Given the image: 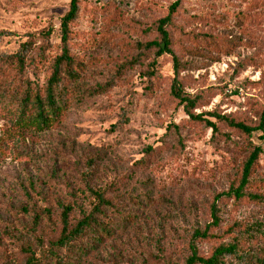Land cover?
<instances>
[{
	"label": "rangeland",
	"instance_id": "1",
	"mask_svg": "<svg viewBox=\"0 0 264 264\" xmlns=\"http://www.w3.org/2000/svg\"><path fill=\"white\" fill-rule=\"evenodd\" d=\"M79 2L69 48L82 71L68 86L74 94L64 120L45 131L25 129L0 101V264H22L28 244L56 238L62 205L73 207V225L93 209L96 199L82 180L90 164L92 186L111 202L101 222L112 233L70 264H187L193 230L212 223L214 198L238 187L259 144L210 114L259 123L264 0H183L166 26L171 49L187 66L179 80L198 98L195 113L218 126L215 135L190 121L172 97V57L158 58L156 48H148L160 41L159 22L176 0ZM70 3L0 0V33H12L0 35V54L15 53L32 36L36 67L26 77L40 86L61 54L60 23ZM39 47L46 52L42 61ZM5 86L9 93L16 87ZM262 148L245 193L264 198V143ZM217 206L221 222L210 231L215 238L197 242L199 255L208 258L234 239L260 254L264 237L243 240L242 234L264 226V201L231 197ZM35 215L41 218L37 226Z\"/></svg>",
	"mask_w": 264,
	"mask_h": 264
},
{
	"label": "trees",
	"instance_id": "2",
	"mask_svg": "<svg viewBox=\"0 0 264 264\" xmlns=\"http://www.w3.org/2000/svg\"><path fill=\"white\" fill-rule=\"evenodd\" d=\"M80 0H71L69 11L61 19L60 35L62 49L61 54L55 58L51 66V74L44 86L32 82L26 74L30 69L36 67L34 48L36 42L32 36L20 45L13 54H0V101L5 103L16 116V123L22 128L32 129L33 131H45L59 125L65 118L71 97L74 92L69 90L70 85H74L80 78L82 65L76 60L69 48V41L72 38L71 25L77 19L80 12ZM183 0H176L170 7L168 16L159 22L158 31L160 34L159 42L148 44V48H156V57L169 55L173 60L174 80L171 86V95L184 113L194 123L205 124L212 130V133L218 134V126L204 117L203 114L195 113L198 98L187 93L179 80L181 67H187L181 64L179 58L171 49V38L166 26L171 22L175 12ZM52 31L44 34V40L47 43ZM2 36L12 35L10 32H1ZM45 48L39 47L36 57L42 61L45 54ZM45 61V58H44ZM25 78V79H24ZM25 81V82H24ZM16 86L12 93L5 84ZM23 84L25 88L22 89ZM9 93V94H8ZM217 122L227 124L230 128L239 131L250 139L256 136L259 144L253 145V151L244 164L239 184L237 188H231L226 193L217 195L211 205L212 223L205 229L195 228L189 244L190 256L187 264H228L227 260L233 259L235 264H264V250L252 252L241 248V243L234 239L232 243L219 245L212 252L210 257L204 258L199 255L197 242L215 238L210 231L220 224L219 208L217 202L224 198L233 197L236 200L249 198L254 202H263L262 196L246 194L245 189L251 184L252 169L263 153L264 143V111L257 125H247L236 122L227 116L219 114H210ZM148 154L153 153L149 148ZM95 167L91 164L83 173L82 180L86 190L96 199L93 209L87 213L82 220L76 224L70 221V214L73 210L71 205L61 206V231L56 238L37 239V245L28 244L25 249V261L22 264H70V259L75 255H88L89 249L103 243L110 237L112 229L109 225L103 224L101 218L106 216L107 208H111V202L105 194L96 190L92 186V178ZM41 218L34 217V224H40ZM264 237V226H254L252 229L243 231L242 239L255 238L253 236ZM84 244H89V248Z\"/></svg>",
	"mask_w": 264,
	"mask_h": 264
}]
</instances>
